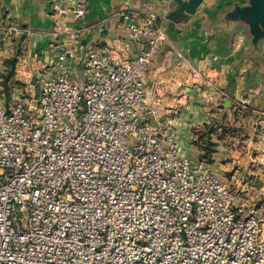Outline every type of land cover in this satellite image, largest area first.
<instances>
[{
	"label": "built area",
	"instance_id": "obj_1",
	"mask_svg": "<svg viewBox=\"0 0 264 264\" xmlns=\"http://www.w3.org/2000/svg\"><path fill=\"white\" fill-rule=\"evenodd\" d=\"M52 9V32L68 35L58 72L36 79L18 59L0 80V264H264V199L236 204L209 164L179 153L160 96L146 104L167 10L121 11L126 39L146 46L118 58L103 45L72 67L66 19L82 18L85 3ZM20 30L0 26V63L3 36ZM214 88L236 114L249 108Z\"/></svg>",
	"mask_w": 264,
	"mask_h": 264
},
{
	"label": "crops",
	"instance_id": "obj_2",
	"mask_svg": "<svg viewBox=\"0 0 264 264\" xmlns=\"http://www.w3.org/2000/svg\"><path fill=\"white\" fill-rule=\"evenodd\" d=\"M75 1L0 0V26L22 29L3 36L2 84L9 59L14 60L13 69L18 59L27 62L36 79L58 72L57 56L66 47L68 35L52 32L57 28L52 4ZM81 1L85 15L66 19V26L74 31L72 67H77V57L103 45L118 58L146 46L144 40L126 39L125 22L118 16L121 11L167 10L162 21L167 39L152 57L144 78L146 104L160 96L161 120L174 124L181 155L207 163L204 153L215 162L227 154L232 158L226 163L230 169L241 159L247 169L260 165L262 177H244L241 182L264 187V4L257 13L258 5L251 0ZM191 67L201 73L192 75ZM205 77L213 85L203 84ZM214 87L223 88L249 108L241 116L236 114ZM259 151L260 161L250 158Z\"/></svg>",
	"mask_w": 264,
	"mask_h": 264
},
{
	"label": "rangeland",
	"instance_id": "obj_3",
	"mask_svg": "<svg viewBox=\"0 0 264 264\" xmlns=\"http://www.w3.org/2000/svg\"><path fill=\"white\" fill-rule=\"evenodd\" d=\"M16 65V64H15ZM14 66V65H13ZM15 69V67H14ZM14 69L12 68V76L14 73ZM77 77L79 79H82V75L84 74V71L82 69H78L76 71ZM37 81V80H36ZM4 82V81H3ZM37 82L33 80L34 85V91L37 94V97H39V89L37 88ZM31 108L34 109L35 107V101H32L30 103ZM179 153L181 154L180 147H179ZM220 159L215 162V160L212 161L210 165L213 166L214 171H216L218 174H220V177L222 178L223 182L228 186L230 191L232 192L234 196V202L236 204H244V205H254L260 203L262 200V197L264 194H262V191L264 192V187L261 184H246L244 181L241 182V179L244 177H256L261 176L262 177V170H258V167L260 165L252 166L251 168H245L248 166L246 162H244V159H241L238 161V166L235 168L230 169V164H226L227 162H230V157H228L227 154H221L219 155ZM256 158V161H260L262 159V153L259 151V154H252L250 155V158ZM226 169H229L226 171ZM264 198V197H263Z\"/></svg>",
	"mask_w": 264,
	"mask_h": 264
},
{
	"label": "trees",
	"instance_id": "obj_4",
	"mask_svg": "<svg viewBox=\"0 0 264 264\" xmlns=\"http://www.w3.org/2000/svg\"><path fill=\"white\" fill-rule=\"evenodd\" d=\"M7 64H8V70H7V74L3 76V84L6 85V81L9 77H11L12 75V68H13V65H14V60L12 59H9L7 60ZM207 148V147H206ZM210 149V147L207 148V150ZM203 154V153H202ZM202 157H206L207 159V164H210L211 163V158H208V153H204L203 155H201ZM205 159V158H204Z\"/></svg>",
	"mask_w": 264,
	"mask_h": 264
},
{
	"label": "water",
	"instance_id": "obj_5",
	"mask_svg": "<svg viewBox=\"0 0 264 264\" xmlns=\"http://www.w3.org/2000/svg\"><path fill=\"white\" fill-rule=\"evenodd\" d=\"M252 2H256L258 5V8L255 10V12H259L260 11V7H262V4H264V0H251ZM229 103V101H227Z\"/></svg>",
	"mask_w": 264,
	"mask_h": 264
}]
</instances>
